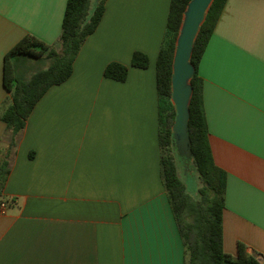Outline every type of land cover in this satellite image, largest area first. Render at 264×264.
<instances>
[{
	"label": "crops",
	"instance_id": "crops-1",
	"mask_svg": "<svg viewBox=\"0 0 264 264\" xmlns=\"http://www.w3.org/2000/svg\"><path fill=\"white\" fill-rule=\"evenodd\" d=\"M67 1L0 0V165L9 168L0 264H186L159 145L156 61L171 0H106L72 76L10 146L5 56L27 35L61 51ZM136 52L148 68L132 66ZM27 59L18 74L30 79ZM115 62L129 68L125 82L106 78ZM199 76L214 162L227 176L224 251L237 257L243 244L264 264V0L226 2Z\"/></svg>",
	"mask_w": 264,
	"mask_h": 264
},
{
	"label": "trees",
	"instance_id": "trees-1",
	"mask_svg": "<svg viewBox=\"0 0 264 264\" xmlns=\"http://www.w3.org/2000/svg\"><path fill=\"white\" fill-rule=\"evenodd\" d=\"M227 1L214 0L195 42L191 59L195 73L191 80L193 95L189 106L188 134L191 159L203 184L199 189V199L190 194L179 175L172 132L176 119V110L171 101L173 59L184 14L191 0H171L164 42L156 61L161 173L186 247V264H258L249 257L243 244H239L237 257L224 251L223 212L227 176L214 162L204 109L203 82L199 76L201 59ZM105 11L106 0H100L94 5L92 0H68L59 38L61 51H56L35 36L27 35L6 54L4 86L11 95V103L4 107L1 119L11 131V147L15 146V137L25 129L29 117L46 93L70 79L84 43L97 30ZM45 54L50 60L48 68L34 73L30 79L18 74L21 59H37ZM149 65L150 60L146 54H133L132 66L145 69ZM128 74L129 68L116 62L109 64L105 70L106 78L119 82H125ZM8 175V162L5 161L0 165V182L4 183Z\"/></svg>",
	"mask_w": 264,
	"mask_h": 264
},
{
	"label": "water",
	"instance_id": "water-1",
	"mask_svg": "<svg viewBox=\"0 0 264 264\" xmlns=\"http://www.w3.org/2000/svg\"><path fill=\"white\" fill-rule=\"evenodd\" d=\"M213 2L214 0H191L184 14L173 59L171 101L176 110V119L172 126L173 139L178 154L188 159L192 158L188 122L193 95L191 80L195 73L191 59L195 42Z\"/></svg>",
	"mask_w": 264,
	"mask_h": 264
},
{
	"label": "rangeland",
	"instance_id": "rangeland-1",
	"mask_svg": "<svg viewBox=\"0 0 264 264\" xmlns=\"http://www.w3.org/2000/svg\"><path fill=\"white\" fill-rule=\"evenodd\" d=\"M31 63V67H29L31 74L38 72L39 70L45 69L49 66L50 61L47 59H43L40 61H34L32 58L27 59ZM178 156V164H179V175L181 179L187 185L188 191L195 198H200L199 189L202 187V182L194 168L192 159H188L184 156H180L177 152Z\"/></svg>",
	"mask_w": 264,
	"mask_h": 264
},
{
	"label": "built area",
	"instance_id": "built-area-1",
	"mask_svg": "<svg viewBox=\"0 0 264 264\" xmlns=\"http://www.w3.org/2000/svg\"><path fill=\"white\" fill-rule=\"evenodd\" d=\"M7 205L6 202L0 203V214H3L6 211Z\"/></svg>",
	"mask_w": 264,
	"mask_h": 264
}]
</instances>
